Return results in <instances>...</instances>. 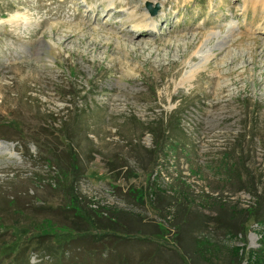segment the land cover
<instances>
[{"label": "rangeland", "instance_id": "1", "mask_svg": "<svg viewBox=\"0 0 264 264\" xmlns=\"http://www.w3.org/2000/svg\"><path fill=\"white\" fill-rule=\"evenodd\" d=\"M263 191L264 0H0V264H264Z\"/></svg>", "mask_w": 264, "mask_h": 264}, {"label": "trees", "instance_id": "2", "mask_svg": "<svg viewBox=\"0 0 264 264\" xmlns=\"http://www.w3.org/2000/svg\"><path fill=\"white\" fill-rule=\"evenodd\" d=\"M166 131H168V130H166ZM165 133V132H164ZM162 136H163V133H162ZM157 138V137H156ZM158 139V138H157ZM69 159H70V161H71V164H70V167H71V172H68V174H67V172L65 171V172H63V171H61V174L64 176V177H68V176H70V177H75V175L76 174H78V168H77V166L75 165V163H76V157L73 155V154H71V153H69ZM237 176V175H236ZM238 177V176H237ZM238 179V178H237ZM246 185H247V183H246ZM256 203H255V209L254 210H245V213H247L246 215H247V217H253L254 219H255V221L256 222H259V223H261V224H264V209L262 208V205H263V203H264V191L262 192V194L261 195H257L256 197ZM259 200V201H258ZM262 204V205H261ZM70 209V208H69ZM233 219H234V216H233V210L231 209L230 210V222L231 221H233ZM79 226H81V227H84V226H82V225H78V226H76V227H74L73 229H72V233H74V234H79V233H83V232H85V231H87L85 228H80ZM98 230H103V231H105V230H110L111 229V227L110 226H108V225H106V224H99V227L97 228ZM230 229V231L228 230L227 231V233L229 234V233H231V234H233L232 232H235V233H237L236 231H232V230H234V229H236V227H230L229 228ZM237 230H238V233H242L243 232V230H244V226H237ZM244 234V233H243ZM88 236H90L89 234H88ZM58 243H60V242H58ZM63 244L62 245H64V244H66V242L64 241V242H62ZM195 243V242H194ZM40 244V243H39ZM195 245V244H194ZM43 246L45 247V250H49V247H47L45 244H43ZM195 248H196V250H197V247L195 246ZM256 261V260H255Z\"/></svg>", "mask_w": 264, "mask_h": 264}, {"label": "water", "instance_id": "3", "mask_svg": "<svg viewBox=\"0 0 264 264\" xmlns=\"http://www.w3.org/2000/svg\"><path fill=\"white\" fill-rule=\"evenodd\" d=\"M146 7H147L149 14H154L156 12V8L150 9L149 5H146Z\"/></svg>", "mask_w": 264, "mask_h": 264}, {"label": "bare ground", "instance_id": "4", "mask_svg": "<svg viewBox=\"0 0 264 264\" xmlns=\"http://www.w3.org/2000/svg\"><path fill=\"white\" fill-rule=\"evenodd\" d=\"M141 23H142V22H140V23L138 22V24H136L134 28H138V29H139L141 26H143V24H141ZM139 26H140V27H139Z\"/></svg>", "mask_w": 264, "mask_h": 264}]
</instances>
